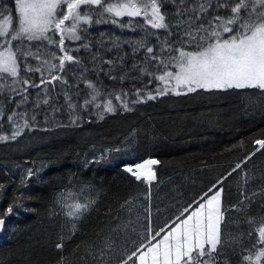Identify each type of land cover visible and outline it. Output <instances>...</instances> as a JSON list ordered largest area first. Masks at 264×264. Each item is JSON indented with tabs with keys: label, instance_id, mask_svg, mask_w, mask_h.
Returning a JSON list of instances; mask_svg holds the SVG:
<instances>
[{
	"label": "snow or ice",
	"instance_id": "6c2138e0",
	"mask_svg": "<svg viewBox=\"0 0 264 264\" xmlns=\"http://www.w3.org/2000/svg\"><path fill=\"white\" fill-rule=\"evenodd\" d=\"M100 24L137 33L132 38L109 37L111 47L101 33L98 42L106 51L120 50L124 44L131 51L108 59L99 55V49L93 51L89 29ZM81 50L90 53L93 64L99 57L101 65H108L99 70L117 83L108 88L89 79ZM77 67L76 83H70L67 76ZM126 81L132 82L130 91L122 86ZM56 82L68 88L82 83L87 89L74 101L61 88L69 120L67 124L57 121V127H79L81 112L103 120L106 114L131 112L132 105L167 95L253 90L251 95L264 98V0H14V7L0 5V122L6 121L11 128L10 134L0 135V142L15 141L25 130H33L35 109L48 106L53 113L61 111L52 95ZM30 89H40L34 100ZM135 136L133 131L120 145L91 160L86 158L82 167L105 162L113 153L134 152ZM254 143L258 147L253 152L198 199L182 206L164 227H151V190L145 195L149 203L143 206L148 223L140 231L130 218L133 201H124L120 207L128 211L129 219L113 226L100 245H89L80 259H91L92 264H112L113 257L116 264H233L231 258L239 256L235 264H264V184L250 190L255 176L244 167L257 152L264 151V138ZM159 164L158 159H146L124 165L122 170L151 186L157 179L154 166ZM237 172L238 198L229 203L224 197V181ZM34 176L37 183L44 180L40 170L28 168L20 178L21 186L27 187ZM68 184L71 187L60 189L53 204L74 235L99 196L86 182H79L78 189L71 178ZM3 188L0 184V192ZM256 197H260L261 210L253 214ZM55 208L54 215L58 214ZM20 210L34 211L20 198L0 210V233L15 231L9 217ZM129 233H135L140 243ZM129 241L134 245L130 252ZM56 247L63 249L64 245ZM66 259L62 255L58 264Z\"/></svg>",
	"mask_w": 264,
	"mask_h": 264
},
{
	"label": "trees",
	"instance_id": "16d2710c",
	"mask_svg": "<svg viewBox=\"0 0 264 264\" xmlns=\"http://www.w3.org/2000/svg\"><path fill=\"white\" fill-rule=\"evenodd\" d=\"M0 5L14 7V0H0ZM166 7L171 8V5ZM101 33L109 47V37L124 39L137 35L112 24L90 28L88 39L94 42L92 50L99 49V55L105 59L115 58L117 53L122 55L131 49L124 44L120 50L112 48L106 51L98 43ZM150 42L156 43L155 38ZM79 55L88 69L85 75L89 79L108 88L117 83L99 70L108 68V65H101L99 57L93 64L89 52L81 50ZM78 74L77 67L67 79L76 83L74 75ZM38 76L36 74L37 80ZM56 83L57 88L52 95L57 98L55 104L61 107V111L53 113L48 106L35 109L37 116L33 130H25L15 141L0 142V184L4 185L0 192V210H6L18 198L34 209L31 212L20 210L18 215L9 217L15 231L0 235V264H58L62 255L67 257L64 264H69V260L72 264H92L91 259L85 261L80 257L89 245H100L113 226L129 219L128 211L120 207L124 201H133L130 218L140 231L148 223L143 206L149 203L145 195L151 190V227H164L182 206L198 199L253 152L258 147L255 140L264 138V98L251 95L253 90L167 95L132 105L134 110L131 112L106 114L103 120L94 114L81 112L83 119L79 127H57V121L67 124L69 120L61 88L67 89L74 101L87 89L82 83L78 88ZM136 84L143 87L140 82ZM122 86L130 91L132 82L126 81ZM29 91L33 93L34 100L35 92L40 89ZM28 107L32 109L31 102ZM0 123H3L0 135L10 134L7 122ZM133 131L137 144L134 152L113 153L105 162L82 167L86 158L91 160L105 149L120 145ZM149 158L160 161L155 168L156 182L151 186L122 170L124 165ZM244 167L255 176L250 190L264 184L261 179L264 176V151L257 152ZM28 168L40 170L44 180L37 183L34 176L27 182V187H22L20 178ZM70 178L77 189L79 182L83 181L90 184L99 196L96 207L78 223L74 235L66 224V217L59 214L60 209L53 204V198L60 189L71 187L68 184ZM239 182V172L224 181L226 202L237 201ZM256 200L258 203L253 205V214L261 210L260 197ZM54 208L58 214L52 213ZM117 216L119 220L114 219ZM129 235L136 244L140 243L135 233ZM58 243H63V249H57ZM127 249L129 252L134 249L131 241ZM231 259L235 264L239 256ZM112 264H116L115 257Z\"/></svg>",
	"mask_w": 264,
	"mask_h": 264
},
{
	"label": "water",
	"instance_id": "95a60500",
	"mask_svg": "<svg viewBox=\"0 0 264 264\" xmlns=\"http://www.w3.org/2000/svg\"><path fill=\"white\" fill-rule=\"evenodd\" d=\"M3 233H0V235H2Z\"/></svg>",
	"mask_w": 264,
	"mask_h": 264
},
{
	"label": "bare ground",
	"instance_id": "6f19581e",
	"mask_svg": "<svg viewBox=\"0 0 264 264\" xmlns=\"http://www.w3.org/2000/svg\"><path fill=\"white\" fill-rule=\"evenodd\" d=\"M108 116V115H107Z\"/></svg>",
	"mask_w": 264,
	"mask_h": 264
}]
</instances>
